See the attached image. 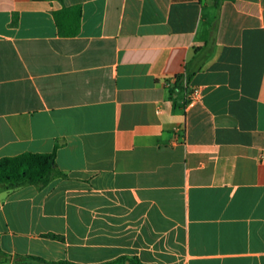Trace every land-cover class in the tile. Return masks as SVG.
Segmentation results:
<instances>
[{
	"label": "crops",
	"instance_id": "0c3cea01",
	"mask_svg": "<svg viewBox=\"0 0 264 264\" xmlns=\"http://www.w3.org/2000/svg\"><path fill=\"white\" fill-rule=\"evenodd\" d=\"M55 146L0 264H264V0H0V158Z\"/></svg>",
	"mask_w": 264,
	"mask_h": 264
},
{
	"label": "trees",
	"instance_id": "16d2710c",
	"mask_svg": "<svg viewBox=\"0 0 264 264\" xmlns=\"http://www.w3.org/2000/svg\"><path fill=\"white\" fill-rule=\"evenodd\" d=\"M73 10L74 9H71V11ZM66 11L70 10L62 9L55 15H58L59 13H65ZM77 14H79L78 9ZM76 24L78 25V22ZM76 30L77 27L73 32H76ZM196 52H198V49L195 50V53ZM208 56L209 54L206 55L205 58L207 59ZM190 75V70L186 68L185 74L179 75L177 77V81H188ZM56 150L57 146H55L52 153H22L13 157L0 158V190L15 189L24 185H35L39 188H43L55 179H65L66 175L57 169L55 163ZM46 236L53 239H61L54 234H48ZM12 261L14 263L27 264H73L64 261L47 262L34 256H15L13 257ZM124 262L125 259L120 258L103 264H124ZM129 262V264H141L138 261Z\"/></svg>",
	"mask_w": 264,
	"mask_h": 264
},
{
	"label": "built area",
	"instance_id": "2783aa9c",
	"mask_svg": "<svg viewBox=\"0 0 264 264\" xmlns=\"http://www.w3.org/2000/svg\"><path fill=\"white\" fill-rule=\"evenodd\" d=\"M174 79H171L166 82V85L169 86L170 82H173ZM203 93L200 88L198 87H191L187 84L184 85V100L185 106H193L201 102Z\"/></svg>",
	"mask_w": 264,
	"mask_h": 264
}]
</instances>
